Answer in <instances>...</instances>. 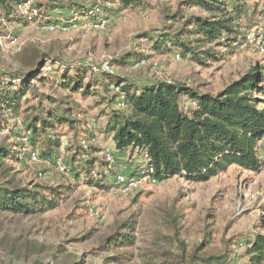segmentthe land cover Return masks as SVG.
<instances>
[{"label":"rangeland","instance_id":"1","mask_svg":"<svg viewBox=\"0 0 264 264\" xmlns=\"http://www.w3.org/2000/svg\"><path fill=\"white\" fill-rule=\"evenodd\" d=\"M185 1L141 0L139 6L121 8L109 0H31L49 15L51 4L66 7L50 15L55 24L38 20L9 22L0 11V36L5 37L0 42V72L30 73L36 63L44 64V75L21 100L19 113L25 114L37 102L33 93L55 99L67 95L49 81L40 82L54 72L55 62L77 68L110 61L114 76L122 81L180 84L212 95L221 93L250 68H264V55L250 44L237 49L225 45L217 49L222 56L208 59L202 66L189 56L177 59L178 52H155L149 38L166 29L168 15L179 8L187 13L197 12L185 5L180 7ZM256 1H246L250 11ZM14 6L12 3V10ZM75 8L98 16L105 14L102 10L107 8L110 15L95 23L74 13ZM241 24L243 37L247 33H253L256 40L264 37V16L253 23L243 19ZM99 101L98 96L75 95L73 103L78 110L72 118L81 145L102 149L95 156L96 171H102L105 163L108 166L107 149L117 154L112 136L102 133L107 124L103 113L111 109L98 106ZM262 101L264 108V98ZM194 104L188 96L182 98L186 108L195 107ZM115 109L128 111L125 106ZM5 118L7 124L0 127V144L12 137L13 131H23L20 117L8 113ZM75 140L71 135L61 137L58 157L65 172L59 171L56 163L33 161L32 155L25 152L26 145L18 150L19 162H4L0 171L2 185L7 181L21 187L41 183L71 190L57 209L40 216L0 213V264H190L196 255L224 258L223 264H252L246 243L264 239V167L250 173L232 165L207 182L175 176L157 184L144 182L130 190L111 179L105 188L91 187L84 173L78 180L69 166L75 151L68 148L79 144ZM13 141L25 143L26 139L8 140ZM128 153L135 155L134 163L127 156L115 158L116 171L122 167L135 171V165H144L138 150ZM258 153L264 162V139L258 143ZM177 213L182 218L173 222L171 215L176 217ZM128 221L132 226V246L109 252L100 250L101 243Z\"/></svg>","mask_w":264,"mask_h":264},{"label":"trees","instance_id":"2","mask_svg":"<svg viewBox=\"0 0 264 264\" xmlns=\"http://www.w3.org/2000/svg\"><path fill=\"white\" fill-rule=\"evenodd\" d=\"M121 8L139 6L141 0H109ZM247 0H187L180 7H190L197 12L187 13L179 8L168 15L167 25L150 42L157 53H179L189 56L199 65H205L208 59L222 56L217 49L226 46L237 49L242 46L241 20L253 23L264 16V0H257L254 8H247ZM31 0H0V11L9 22L28 19L21 15L19 8ZM12 3H15L12 10ZM33 21L51 22V14L66 7L59 3L51 4L50 15L41 11ZM105 14L94 15L92 11L75 8L80 13L99 22L107 19ZM99 20V21H98ZM47 24V23H46ZM54 72L41 79V83L50 82L67 95L54 98L50 95L34 94L37 102L20 114V104L35 82L44 75V64H35L30 73L22 70L0 72V127L7 124L6 114L20 117L21 132L0 144V171L5 161L19 162L18 150L27 146V153L37 155L42 161L56 163L61 150V137L71 135L79 139L80 135L73 126V116L78 110L73 103L75 95L82 98L98 96V106H109L111 110L103 113L107 124L102 133L112 136L116 153L119 155L138 150L139 155L146 153L150 157L153 177L164 181L181 176L187 181L207 182L212 177L236 165L250 173L262 170L264 162L258 153V143L264 139V68L254 66L238 80L227 86L217 95L200 94L180 84L166 82L138 83L122 81L110 74L93 73L91 66L72 68L69 65L53 63ZM35 72L32 76L31 73ZM110 86L111 91H110ZM100 88V89H99ZM118 90V91H117ZM35 91V90H34ZM36 92V91H35ZM110 92L112 95L110 96ZM188 96L195 107L183 108L182 98ZM122 104L127 110L115 109ZM120 107V106H119ZM24 140L25 143L11 139ZM75 140V141H76ZM70 161V168L76 172L77 179L85 174V181L91 187L107 186L112 179L107 164L103 170H95L97 156L102 149L96 145L84 147L77 140ZM29 150V151H28ZM107 171V172H106ZM6 173V171H4ZM109 173L111 175H109ZM70 187H53L41 183L30 186H12V181L0 183V213L18 217L40 216L57 209L68 198ZM173 222L182 218L177 213L171 215ZM131 222L119 226L100 245L105 252L124 250L133 244ZM247 254L252 264L264 262V239L248 241ZM220 257H198L190 264H223ZM199 261V262H198ZM222 261V262H221Z\"/></svg>","mask_w":264,"mask_h":264},{"label":"built area","instance_id":"3","mask_svg":"<svg viewBox=\"0 0 264 264\" xmlns=\"http://www.w3.org/2000/svg\"><path fill=\"white\" fill-rule=\"evenodd\" d=\"M19 11L21 15H23L24 17L28 19V22H32L34 18L39 17L38 9L34 7L31 3L21 6L19 8ZM49 28L53 29V27H49ZM4 39H5L4 36H0V42H2ZM247 44L256 46L257 49L260 51V53L264 55V37H261L258 40H256L255 35L253 33H247L244 36V43L242 44V46L243 45L245 46ZM176 58L180 59L179 54L176 55ZM91 68H92L93 73H96V74L114 75V71H113L110 61L102 62L99 65H91ZM194 105L196 106V104ZM119 106H123V105L120 104ZM182 107L187 109L186 105H182ZM107 150L108 151H106V158L108 162V169L109 171L113 172L111 180L115 184L119 185L121 188L123 187L126 190L137 189L144 182L149 183V184H157L158 180L153 177L154 170L150 166V161H151L150 157L146 153L139 155L140 157L139 160L142 159L144 165L143 166L138 165V164L135 165V171H130V169L128 170L124 169V167H122V169H119V171H116L114 169V164H113V163H115V165L117 164L115 161V158L120 157L124 159L122 156H127L125 158H127L128 161H130V163H134L132 158L135 157V155H131L128 152L127 154L119 155V154H115V152H112L110 149H107ZM32 159L33 161L38 160L35 154H32ZM260 159H262L261 156H260ZM56 164H57L59 171L65 172L61 159H58L56 161Z\"/></svg>","mask_w":264,"mask_h":264}]
</instances>
